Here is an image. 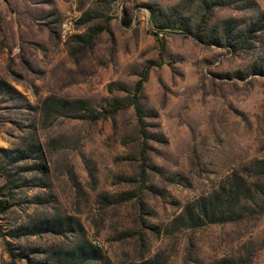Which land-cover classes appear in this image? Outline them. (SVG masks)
<instances>
[{"label":"rangeland","instance_id":"obj_1","mask_svg":"<svg viewBox=\"0 0 264 264\" xmlns=\"http://www.w3.org/2000/svg\"><path fill=\"white\" fill-rule=\"evenodd\" d=\"M3 2L0 264H264V0Z\"/></svg>","mask_w":264,"mask_h":264},{"label":"trees","instance_id":"obj_2","mask_svg":"<svg viewBox=\"0 0 264 264\" xmlns=\"http://www.w3.org/2000/svg\"><path fill=\"white\" fill-rule=\"evenodd\" d=\"M228 33H230V34H232L234 31H235V28H234V26L233 25H228ZM162 28L163 29H165L166 28V26H162ZM237 39H240L241 38V35L240 34H238L237 36H235ZM241 40V39H240ZM145 82H146V80H143V81H141V82H139V84H138V90H137V93H141L142 92V89H143V86H144V84H145ZM136 110L138 111V113H140L141 112V106L137 103V107H136ZM1 211V210H0Z\"/></svg>","mask_w":264,"mask_h":264},{"label":"crops","instance_id":"obj_3","mask_svg":"<svg viewBox=\"0 0 264 264\" xmlns=\"http://www.w3.org/2000/svg\"><path fill=\"white\" fill-rule=\"evenodd\" d=\"M4 8H5V3L3 2V0H0V21L3 15Z\"/></svg>","mask_w":264,"mask_h":264}]
</instances>
